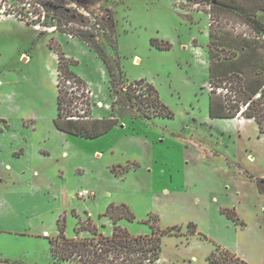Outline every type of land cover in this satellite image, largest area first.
<instances>
[{
    "label": "rangeland",
    "instance_id": "obj_1",
    "mask_svg": "<svg viewBox=\"0 0 264 264\" xmlns=\"http://www.w3.org/2000/svg\"><path fill=\"white\" fill-rule=\"evenodd\" d=\"M213 1L74 0L70 4L92 21L108 14L113 16L116 43L108 41L103 31L96 28L99 49L114 64L119 62L129 81L145 78L153 83L173 111V119L133 118L127 102L112 107L118 95L99 51L86 42L53 28L41 34L39 26L27 25L14 16L1 17L0 227L11 225L18 233L0 232V264H71L57 261L51 254L50 238L58 235L57 212L52 209L58 200L36 189L40 180L54 183L53 188L61 187V169L66 182L75 189L72 196L77 204V209L70 208L64 214L68 218V237H76L80 219L88 217L98 224L100 232L112 235L113 222L103 214L114 200L127 201L135 219L122 220L120 225L134 235L150 234L156 217L161 228H183L178 236L163 238V264H213L208 256L216 245L249 264H264V191L258 186L261 184L264 190V133L256 121H248L250 125L243 128L240 116L210 117L212 89L209 65L203 60V37L208 28L217 34L253 35L256 31L238 18L241 8L220 12L217 19ZM236 1L240 7L249 4L248 0ZM257 18L264 22V11H259ZM153 39L160 44L170 42L171 47L160 49L152 44ZM51 44L75 62L72 69L87 83L88 105H80L76 115L84 114L86 120L118 116L117 127L130 133L145 131V127L155 130L157 151L175 157L180 167L189 162V172L181 167V174H175L186 186L166 193L165 182L158 179L153 185L130 178L115 185L109 180L107 183L104 159L87 161L80 154L78 164L86 165V172L96 173L91 177L94 185L101 179L102 186L113 188L114 192H105L104 196L100 187H77L79 174L72 175L71 169L78 161L75 151L83 146L74 143L70 153L75 155L69 158H62L56 151L58 56ZM223 92L227 94L226 89ZM175 143L177 147L170 145ZM34 146L51 150L32 155ZM26 149L28 153L23 154ZM138 164L128 162L111 169L120 174ZM83 190L86 193L80 195ZM232 211L243 225L231 217ZM190 223L196 224L203 234L199 236L200 243L188 242ZM45 230L50 233L44 234ZM2 258L10 261L2 262Z\"/></svg>",
    "mask_w": 264,
    "mask_h": 264
},
{
    "label": "trees",
    "instance_id": "obj_2",
    "mask_svg": "<svg viewBox=\"0 0 264 264\" xmlns=\"http://www.w3.org/2000/svg\"><path fill=\"white\" fill-rule=\"evenodd\" d=\"M0 1V19L3 16H14L27 25L39 26L41 34L53 28L57 33L70 35L86 42L91 48L97 49L110 76L113 90L118 95V98L112 102V107L127 102L133 118H174L173 111L163 101L153 83L145 78L129 81L124 77L125 73L122 72L119 62L114 64L99 49L95 38L96 28L103 31L108 41L116 43V22L113 16L108 14L102 19L92 21L89 16L70 7L74 0ZM248 2L247 7H240L236 0L213 1V7L218 10L217 19L220 17V12L227 13V11L241 8L242 12H237L238 18L240 21L246 20L256 34L229 32L217 34L212 28L210 29L209 74L213 90L210 96L209 113L211 118H235L243 110L241 115L253 118L259 125L260 132L264 133V93L261 94V98L255 99L256 95L264 90V36H262L264 22L257 18V13L264 11V0H248ZM79 5L83 6L80 3ZM85 10L90 13L88 8ZM209 14L211 17L215 15L212 11ZM165 43L160 44L157 39L152 40V44L160 49H169L170 42ZM51 46L58 56V112L54 119L55 127L67 134L85 139H95L110 132L118 125V116L86 120V115H76V112L81 109L80 105H88L85 94L87 83L72 69L75 62L70 60L58 46L55 47L53 44ZM67 81L75 83L80 94L71 92ZM219 88H225L227 94L217 92ZM258 186L261 191H264L261 184ZM103 215L113 222V232L110 236L100 232L92 219L88 217L86 220L80 219L79 226L75 229L76 237H68L67 218L65 215L61 216L58 220V235L50 238L53 258L71 264H163L161 263L163 238L178 236L183 231L180 226L161 228L156 224L159 220L156 217L151 224L150 234L134 235L120 225L122 220L135 219L134 213L125 203H110ZM230 215L238 224L241 222L235 211L230 212ZM240 224L243 225V222ZM188 228L189 233L197 232V225L194 223H190ZM83 232L89 233V236H81ZM208 260L213 264H249L219 245H216L215 251L208 256Z\"/></svg>",
    "mask_w": 264,
    "mask_h": 264
},
{
    "label": "crops",
    "instance_id": "obj_3",
    "mask_svg": "<svg viewBox=\"0 0 264 264\" xmlns=\"http://www.w3.org/2000/svg\"><path fill=\"white\" fill-rule=\"evenodd\" d=\"M25 23V22H24ZM210 28L207 29L206 34L203 37V57L205 61L208 62V69L210 70L211 66V57H210ZM23 54V53H22ZM57 56V54H56ZM58 66V64H57ZM57 78H58V71L56 68ZM210 114V113H209ZM57 116V115H56ZM242 118L241 123L243 128H247L250 124H248V121L255 122L253 118H247L240 116ZM240 118V119H241ZM215 119V118H214ZM217 119V118H216ZM222 119H229V118H222ZM244 121V122H243ZM257 124V122H256ZM259 126V125H258ZM145 131L133 132L130 133L127 130H123L115 126L110 132L101 135L95 139H85L83 137L67 134L63 131L58 130L55 127V138L59 140V144L56 145V151L60 153V156L62 158H69L74 157L75 153H77V159L78 161L76 164H73V167L71 169L72 175L78 176V188H89L93 189V186L100 187L101 191L103 192V195L105 196V192L107 194H111L114 192L112 189L108 187L106 189L101 184V179L99 180V183L97 185H94V180H91V177H94L96 173L94 170L89 173L86 172L85 166L83 164H78L79 158L81 157L80 154L84 157V159L87 161H93L96 159H99L97 161H100L104 159V165L105 170L107 172V183L108 180L111 184L118 183L117 181H126L128 178L131 180H135L137 182H146L148 185H153L156 183V179L162 180L165 182V186L163 188V192L169 193V191L173 190H179L183 185H185L184 181L179 179L178 177H175V174L178 175L181 174V167L184 169V172H189V168H187L189 162L185 163L183 162L182 157L181 159L178 158L179 162H183L182 166L180 167L178 164H176L175 157H169L168 153H164V151H157L155 144L156 142V136L157 133L155 130L151 128H144ZM74 143H81L83 148L78 149V151L75 153L71 152L72 146ZM169 144V143H167ZM171 146H176L175 144H170ZM170 146V147H171ZM44 146L40 147V149H37L35 146L32 147L31 152L33 154H39L42 152L49 153L51 149H48L49 147L46 146V148L49 150H46ZM187 148V147H186ZM28 149H26L23 154H27ZM67 154V155H66ZM66 155V156H65ZM145 160L143 161V159ZM203 158V157H202ZM203 160V159H201ZM128 162H136L139 163L137 167H133L129 170H126L125 173L117 174L112 171V166L114 165H125ZM79 165V166H78ZM182 169V170H183ZM38 172V171H36ZM61 181L63 182L61 187L59 188H53L51 186L54 185V183L50 184L47 183V181L40 180V184L37 185L38 190H40V193L48 198H55L58 200V204L56 205V208L52 209L53 211H56L55 218L57 219V222L61 216L64 214H68L70 208L77 209V204L74 202V198L72 196V193L74 192L70 183L66 182L65 178V171L61 169ZM75 172L77 174H75ZM145 173V174H143ZM81 174V175H80ZM80 177V178H79ZM45 185V186H44ZM113 185V187H115ZM92 186V187H91ZM186 186V185H185ZM171 188V189H170ZM77 189V188H76ZM75 190V189H74ZM71 195V197L69 196ZM113 201V199H112ZM113 203L121 204L125 203L127 204V201L124 202H118L116 200L113 201ZM68 219V218H67ZM94 222V221H93ZM95 223V222H94ZM96 224V223H95ZM99 228L98 224H96ZM15 228H12L11 225H5V227H0V232L3 233H18V231ZM50 232L44 231V234H49ZM201 232L198 231L196 233H191L189 236L188 242H195L200 243L199 236H201ZM147 235V234H146ZM202 239V238H201ZM1 258V257H0ZM4 259L2 262H8L10 259ZM162 261V260H161ZM9 264V263H8Z\"/></svg>",
    "mask_w": 264,
    "mask_h": 264
},
{
    "label": "built area",
    "instance_id": "obj_4",
    "mask_svg": "<svg viewBox=\"0 0 264 264\" xmlns=\"http://www.w3.org/2000/svg\"><path fill=\"white\" fill-rule=\"evenodd\" d=\"M67 85L70 87V91H71V92H75V93L80 94V92L78 91L77 86H76L75 83H73V82H71V81H67ZM210 86H211V85H210ZM211 89L213 90V87H212V86H211ZM223 90H225V89H224V88H219L217 91L220 93V92H223ZM86 91H88V90H86ZM261 94H262L261 92L258 93V94L256 95L255 99H259V98H261V97H262ZM242 111H243V110H242ZM242 111L239 113L238 116H242V115H241ZM238 116H237V117H238ZM243 117H244V116H243ZM83 193H86V191L83 190V191L80 192L79 194H80V195H83Z\"/></svg>",
    "mask_w": 264,
    "mask_h": 264
}]
</instances>
